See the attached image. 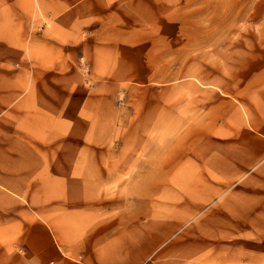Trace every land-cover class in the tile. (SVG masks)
<instances>
[{
    "label": "rangeland",
    "instance_id": "rangeland-1",
    "mask_svg": "<svg viewBox=\"0 0 264 264\" xmlns=\"http://www.w3.org/2000/svg\"><path fill=\"white\" fill-rule=\"evenodd\" d=\"M0 264H264V0H0Z\"/></svg>",
    "mask_w": 264,
    "mask_h": 264
},
{
    "label": "crops",
    "instance_id": "crops-1",
    "mask_svg": "<svg viewBox=\"0 0 264 264\" xmlns=\"http://www.w3.org/2000/svg\"><path fill=\"white\" fill-rule=\"evenodd\" d=\"M71 12H72V10H71Z\"/></svg>",
    "mask_w": 264,
    "mask_h": 264
}]
</instances>
